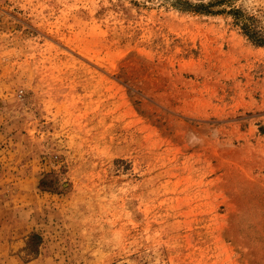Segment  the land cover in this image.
Returning a JSON list of instances; mask_svg holds the SVG:
<instances>
[{
	"label": "rangeland",
	"instance_id": "rangeland-1",
	"mask_svg": "<svg viewBox=\"0 0 264 264\" xmlns=\"http://www.w3.org/2000/svg\"><path fill=\"white\" fill-rule=\"evenodd\" d=\"M0 264H264V0H0Z\"/></svg>",
	"mask_w": 264,
	"mask_h": 264
}]
</instances>
